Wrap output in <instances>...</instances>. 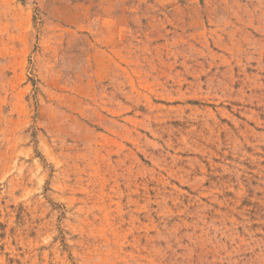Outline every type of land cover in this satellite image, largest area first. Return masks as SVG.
Returning a JSON list of instances; mask_svg holds the SVG:
<instances>
[{
  "label": "rangeland",
  "instance_id": "obj_1",
  "mask_svg": "<svg viewBox=\"0 0 264 264\" xmlns=\"http://www.w3.org/2000/svg\"><path fill=\"white\" fill-rule=\"evenodd\" d=\"M0 264H264V0H0Z\"/></svg>",
  "mask_w": 264,
  "mask_h": 264
}]
</instances>
